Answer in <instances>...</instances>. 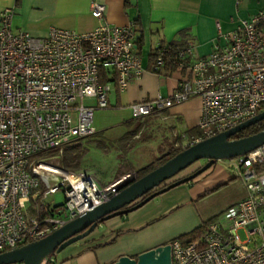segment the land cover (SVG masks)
I'll return each instance as SVG.
<instances>
[{"label": "built area", "instance_id": "2783aa9c", "mask_svg": "<svg viewBox=\"0 0 264 264\" xmlns=\"http://www.w3.org/2000/svg\"><path fill=\"white\" fill-rule=\"evenodd\" d=\"M90 10L100 19L91 29L49 26L42 36L14 30L12 6L0 10V252L36 240L105 201L128 175L100 185L89 173L38 156L91 135L93 110L108 106L110 85L123 89L141 73L132 22L104 21V5L97 1ZM222 37L225 43L214 42L201 56L192 55L189 42L179 48L177 66L188 76L169 95L130 102V117L196 96L198 133L191 144L264 109V7ZM163 51L156 49L154 72ZM233 158L245 195L207 221L198 236L170 239L171 264H264V142ZM58 189L63 199L48 202Z\"/></svg>", "mask_w": 264, "mask_h": 264}, {"label": "crops", "instance_id": "0c3cea01", "mask_svg": "<svg viewBox=\"0 0 264 264\" xmlns=\"http://www.w3.org/2000/svg\"><path fill=\"white\" fill-rule=\"evenodd\" d=\"M92 1L104 5V21L117 25L132 22L134 50L141 65L139 76L131 78L125 88L119 90L110 85L107 107L94 108L95 132L103 125L101 116L94 114L95 109H112V119L129 123L133 120L128 110L130 102L152 99L157 94L169 95L182 77L188 76L184 68L171 66L168 58L157 72L151 70V51L157 44L189 42L193 56L204 55L214 42L225 43L222 34L233 30L239 19L264 7V0H0V10L12 6V28L42 36L49 26L85 31L97 25L100 19L90 10ZM199 106V98L195 96L164 107L162 116L155 115L154 120H150L152 114L147 119L156 122L163 118L170 125L173 124L169 120L181 122L184 128L175 129L179 131L176 138L182 137L185 147L195 135H189L187 129L198 128ZM153 122L149 123L150 129ZM117 175L97 183H107ZM200 190L193 183H178L124 214L100 221L85 236L57 251L55 264H110L119 255L135 256L168 242L199 225L193 199ZM244 195L242 189L240 197L232 203Z\"/></svg>", "mask_w": 264, "mask_h": 264}, {"label": "water", "instance_id": "95a60500", "mask_svg": "<svg viewBox=\"0 0 264 264\" xmlns=\"http://www.w3.org/2000/svg\"><path fill=\"white\" fill-rule=\"evenodd\" d=\"M262 118H264V109L230 128L186 145L138 177L124 178L117 185L118 191L105 201L67 220L36 240L1 251L0 264H40L46 255L57 252L67 244L82 238L100 221L113 215L124 214L138 207L153 195L178 183L188 181L207 168L215 159L231 158L263 143L264 126L253 133L230 138L236 132ZM200 158H204L205 161L189 174L177 178L151 191L135 203L127 205L149 189L157 186L164 179ZM110 264H171L170 245L168 242L158 244L137 253L135 256L122 254Z\"/></svg>", "mask_w": 264, "mask_h": 264}, {"label": "rangeland", "instance_id": "374dc122", "mask_svg": "<svg viewBox=\"0 0 264 264\" xmlns=\"http://www.w3.org/2000/svg\"><path fill=\"white\" fill-rule=\"evenodd\" d=\"M82 101L91 103L94 100L91 98H83ZM111 111L112 109H95L94 114L101 116L100 119L103 121V125L96 129L98 130L95 133L96 141L91 140L87 143L89 145L88 151L84 153L80 164L81 170L89 173L96 182L109 180L119 166H121L122 171L117 176L119 177L128 173L126 176L128 177L133 175L134 172L132 170L128 171L126 165H130L133 168H140L144 165L154 164L156 163L155 158L161 153V150L164 151L170 147H184L182 137L176 138L179 133L177 130L184 128V125L181 122H176V120H169L173 124L170 125L163 118L161 121L153 122L151 129L150 126L148 128L144 126L140 133H138V136L128 137L123 141L122 137L124 133L134 125V121L132 120L129 123L116 121L111 118ZM147 129L150 130L147 134L148 136L145 135ZM126 144L129 145L127 146ZM202 163L203 158L194 160L168 178H180V175L194 170ZM168 178L163 181H167ZM186 182L200 186L201 190L199 195L193 199V207L201 227L198 229L196 228L197 225L187 232L182 233L180 236L181 239L189 238L191 236L190 232L194 228L196 229L192 233H194V237L198 236L203 229V225L210 219L216 217L228 204L230 205V203L237 200L240 197L241 190L245 189L243 188L242 180L235 173L233 157L215 159L207 168ZM47 197L48 202L59 203L63 199V193L58 189ZM237 234L240 239L245 238L242 229H238Z\"/></svg>", "mask_w": 264, "mask_h": 264}, {"label": "trees", "instance_id": "16d2710c", "mask_svg": "<svg viewBox=\"0 0 264 264\" xmlns=\"http://www.w3.org/2000/svg\"><path fill=\"white\" fill-rule=\"evenodd\" d=\"M186 43H184V41H180V42H169V43H164V44H157V46L155 48L152 49L151 51V55H152V59L154 60V55L156 52V49H164V51L162 52V56L163 59L166 60V58L169 59V64L176 65L178 62V58H177V50L181 47H183ZM105 72L103 70H101V75L103 77V74ZM162 110L158 109L157 111L151 112L149 114L143 115L141 117L138 118H132L134 121V125L127 129L126 132L124 133V136L122 137V140L125 141L126 138L131 137L132 135L136 134V136H138V133H140V131L144 128V126L147 125V127L150 125L149 123H152L153 121H149V119H147L149 117V115L152 114L151 119L150 120H154V116L155 117H159L162 116ZM264 126V118L255 121L254 123L246 126L245 128H243L242 130L236 132L234 135H232L231 137H239L242 135H246V134H250L253 133L257 130H259L260 128H262ZM96 132L94 131L90 136H85V137H80V138H76L74 139L72 142L68 143L67 145H65L62 150L60 152H58L55 148H49L46 149L45 151L41 152L38 154L39 157L42 158H53L57 164L59 166H61L64 169H69V170H78L81 168L80 164L82 161V157L84 155V153L86 151H88V142L91 140L96 141V137L95 134ZM149 133V132H148ZM148 133H146L145 135H147ZM187 133L189 135H196L198 133V128H190L187 129ZM148 136V135H147ZM100 141V140H98ZM100 143V142H99ZM127 146L129 144H126ZM180 147H170L165 149L164 151H162L156 158V163L154 164H148V165H144L141 166L140 168H132L130 165H126V169H128V171L132 170L134 172V174H136L135 177H138L140 175H142L143 173H145L146 171L150 170L151 168L155 167L157 164L163 162L167 157L173 155L174 153H176L177 151H179ZM121 166H119V168L117 169V171L115 172V174H118L120 171H122L120 168ZM125 169V170H126ZM100 185H103L105 183H99ZM200 225H198L196 228L200 229ZM196 228H194L193 230H195ZM191 231L190 234L191 236L189 238L186 239H190L192 237H194V231ZM181 234H179L176 237H180ZM55 255L52 258H48L46 259L45 264H55Z\"/></svg>", "mask_w": 264, "mask_h": 264}, {"label": "flooded vegetation", "instance_id": "af4514ba", "mask_svg": "<svg viewBox=\"0 0 264 264\" xmlns=\"http://www.w3.org/2000/svg\"><path fill=\"white\" fill-rule=\"evenodd\" d=\"M230 138H232V137H230ZM205 161V159L203 158V162ZM196 169V168H195ZM194 169V170H195ZM193 171V170H192ZM192 171H190V172H192ZM190 172H188V173H184V174H182V175H180V177H182V176H184V175H187V174H189ZM135 176H136V174H133V178H135ZM171 177V176H170ZM177 179V178H176ZM170 180H175V179H171V178H168L167 179V181H161L157 186H155L154 188H151V189H149L148 191H146L144 194H142L140 197H138V198H136V199H134L132 202H130L129 204H127V205H131V204H133V203H135L136 201H138L139 199H141V198H143L145 195H147L148 193H150L151 191H153V190H155V189H158V188H160V187H162L163 185H166L167 183H169V182H171ZM126 206V205H125Z\"/></svg>", "mask_w": 264, "mask_h": 264}]
</instances>
